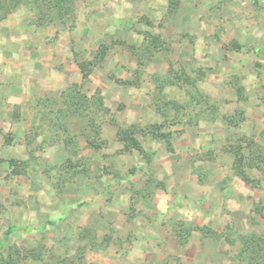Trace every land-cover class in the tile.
Returning <instances> with one entry per match:
<instances>
[{"label": "rangeland", "instance_id": "374dc122", "mask_svg": "<svg viewBox=\"0 0 264 264\" xmlns=\"http://www.w3.org/2000/svg\"><path fill=\"white\" fill-rule=\"evenodd\" d=\"M60 6L0 0V264H264V0Z\"/></svg>", "mask_w": 264, "mask_h": 264}, {"label": "trees", "instance_id": "16d2710c", "mask_svg": "<svg viewBox=\"0 0 264 264\" xmlns=\"http://www.w3.org/2000/svg\"><path fill=\"white\" fill-rule=\"evenodd\" d=\"M72 0H60L59 2H57L58 4L56 5L55 4V1H53V0H48V2H49V5H50V7H58V6H60V4L62 3L63 5H65V10H68L69 11V9H68V4H70V2H71ZM60 7H62V6H60ZM146 50H149V49H147L146 48ZM137 52H140L139 50L137 51ZM80 71H81V73H82V75L85 77V76H87V71H85V69H84V67H82V66H80ZM75 94H77V93H75ZM74 94V95H75ZM79 94V93H78ZM84 98V97H83ZM78 103V108H81L82 106H84V102H83V100H80L79 102H77ZM82 109V108H81ZM14 228V226H10V227H8L5 231H4V234H7L8 232H10L12 229ZM11 262V261H10ZM9 263V262H8Z\"/></svg>", "mask_w": 264, "mask_h": 264}]
</instances>
